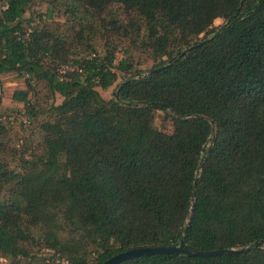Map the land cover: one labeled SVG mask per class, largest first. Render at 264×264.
Segmentation results:
<instances>
[{
  "label": "trees",
  "instance_id": "16d2710c",
  "mask_svg": "<svg viewBox=\"0 0 264 264\" xmlns=\"http://www.w3.org/2000/svg\"><path fill=\"white\" fill-rule=\"evenodd\" d=\"M37 1L38 21L25 17ZM11 72L40 138L12 134L0 94L7 264L264 240V0H0V77ZM120 264H264V242Z\"/></svg>",
  "mask_w": 264,
  "mask_h": 264
},
{
  "label": "rangeland",
  "instance_id": "374dc122",
  "mask_svg": "<svg viewBox=\"0 0 264 264\" xmlns=\"http://www.w3.org/2000/svg\"><path fill=\"white\" fill-rule=\"evenodd\" d=\"M48 8V4L42 1H37L35 5L25 13V17L34 16L36 21L39 20V14L44 13ZM62 14V13H61ZM59 11H56L54 14L55 19L64 20V15H61ZM223 23L222 18H218L215 21V25H221ZM203 36V35H202ZM98 52H104L100 44L96 46ZM123 58V52L120 50L117 54V61ZM153 66V62L149 61L146 64L142 65L141 68L148 70ZM123 80V77L120 76L118 81L108 90L99 89L102 96L106 99H110L113 96V93L116 91L117 85ZM26 79L19 76L16 72L6 73L0 77V94L3 96V119L8 122L12 130V134L15 136H23L26 139L37 140L40 138L39 130L37 129V124L33 122L28 116L25 115V110L23 108V103L18 102L13 99V94L17 90L26 89ZM61 96H57L56 103L62 101ZM161 121L158 118L156 124L160 125ZM23 139L19 141L20 144L23 143ZM2 264H7L5 259H0Z\"/></svg>",
  "mask_w": 264,
  "mask_h": 264
},
{
  "label": "water",
  "instance_id": "95a60500",
  "mask_svg": "<svg viewBox=\"0 0 264 264\" xmlns=\"http://www.w3.org/2000/svg\"><path fill=\"white\" fill-rule=\"evenodd\" d=\"M189 49L184 51V53L188 52ZM116 95L117 92H116ZM163 105V104H160ZM212 123H214L212 121ZM264 240L256 241L253 244L241 247V248H227V249H213V250H197L191 251L184 248V239L181 241L179 245L173 246H148L142 248L130 249L121 253H118L111 258H109L104 264H120L123 261L129 260L131 258L140 257L144 255H154V254H171V253H186L191 256H213L223 253H239L243 251H247L251 248L256 247L258 244L263 243Z\"/></svg>",
  "mask_w": 264,
  "mask_h": 264
}]
</instances>
